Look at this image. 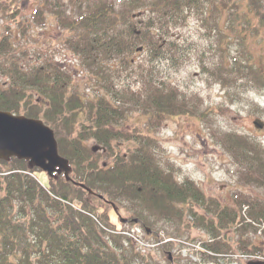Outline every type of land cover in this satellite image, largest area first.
Returning <instances> with one entry per match:
<instances>
[{"label": "rangeland", "instance_id": "374dc122", "mask_svg": "<svg viewBox=\"0 0 264 264\" xmlns=\"http://www.w3.org/2000/svg\"><path fill=\"white\" fill-rule=\"evenodd\" d=\"M101 1H112L120 10L130 0H12L13 13L5 15L0 10V32L7 33L16 43V57H24L21 58L24 63L38 65L51 60L62 73L66 71L69 78L63 88L67 96L78 94L84 98V103H92L94 96L100 94L124 113L113 120V128L120 134L111 139V147L102 143L84 162L97 161L98 167L110 166L115 163L116 152L128 156L135 147L149 145L164 175L170 174L176 183L192 180L206 201L200 203L192 196L183 202L175 201L181 213L166 216L131 196L122 195L113 200L99 198V192L94 191L92 193L99 197H89L90 207H96L107 224L100 226L114 234L126 233L144 252L150 251L151 256L144 264H247L250 259H264V218L254 221L255 229L246 226L244 230L234 224L223 226L216 239L228 243L224 253L214 252L207 246L214 241L213 232L218 228L213 231L214 226L198 221L204 211L209 212L206 213L208 220H219L216 202L230 210L241 211L246 220H250L248 203L257 199L264 203V185L247 180V166L238 161L222 135L233 130L264 144V125L258 127L254 122L255 119L264 122V88L250 80L232 88L226 86L229 82L224 84L220 80L226 73L223 65H230L236 56L242 64L250 59L253 64L257 63L258 57L264 56V41L252 32L246 33L244 39L237 37L235 30L226 25L228 13L214 5L211 9L205 1L200 12L188 11L181 22L168 27L167 38L176 42L174 50L178 62L169 55L159 56L146 48V44L139 43L143 48L137 50V46L128 50L124 54L126 59L99 55L93 63H88L86 55L77 50L74 43L82 29L72 28L62 21L80 17ZM85 39L82 37L77 43L82 45ZM7 80L0 72V82ZM163 83L168 89H177L185 109L158 117L152 114L154 109L147 111L142 102L150 85L162 86ZM30 91L34 93L32 100L42 104L40 117H48L51 99L36 89ZM77 112L72 124L74 136L78 135L82 124H94L90 108ZM53 118L50 125L59 142V133L67 137V131L61 115ZM83 141L88 148L99 145L95 135ZM33 175L45 185L50 183L49 175L40 167ZM71 195L78 204L81 199L75 191ZM242 198L249 202L241 205ZM207 203L215 208L205 207ZM135 216L140 217L143 224L138 222L140 220L132 221ZM241 238L251 242L250 251L240 247ZM255 243L258 246L255 247Z\"/></svg>", "mask_w": 264, "mask_h": 264}, {"label": "trees", "instance_id": "16d2710c", "mask_svg": "<svg viewBox=\"0 0 264 264\" xmlns=\"http://www.w3.org/2000/svg\"><path fill=\"white\" fill-rule=\"evenodd\" d=\"M141 1L130 0L120 10L112 1H101L85 10L80 17H69L62 22L72 28L82 29L78 37H86L84 43L78 44L79 39L74 40V43L77 44L76 49L86 55L88 63H93L99 55L111 58L124 56L139 43L146 44V48H151L159 56L169 55L178 62L174 50L176 42L167 38L168 27L171 23L181 22L188 11L196 9L200 12L205 1L211 9L214 5L228 13L226 25L235 30L237 37L244 39L246 33L252 32L264 41V0ZM11 2L0 0L3 14L14 12ZM17 48L7 33L0 32V72L8 79L0 82V109L35 116L49 125L53 116L61 115L67 137L59 133L58 149L70 163L68 174L71 178L68 179L63 171L54 175L47 173L50 183L45 185L33 175L39 167L31 165L29 159L17 155L0 158V264H144L151 256L150 251L144 252V248L137 246L126 233L114 234L100 226L102 223L107 224L96 212V207H90L89 199L99 195L78 182L113 200L122 195L139 199L145 206L153 207L166 216L169 213H181L175 206V200L185 201L192 196L195 201L205 202L203 192L190 179L176 183L171 180L170 174L164 175L149 145L135 147L128 156L116 152L115 163L110 166L98 167L97 161L84 162L93 150L84 144L83 139L95 135L99 145L103 143L111 147V139L120 134L113 128V120L119 116L121 118L124 113L100 94L94 96L92 103H84V98L78 94L67 96L63 88L69 78L66 71L62 73L59 66L52 65L54 62L51 60L38 65L24 63V57H16ZM258 58L255 64L251 59L242 64L237 56L234 57L230 65H223L226 73L220 80L224 84L229 82L226 86L232 88L248 80L264 88V56ZM122 59H126L125 56ZM163 84L150 85L147 89L142 102L146 110L154 109L152 114L158 117L184 110L185 104L180 100L177 89H168ZM30 89L38 90L39 94L45 93L51 99L48 117H40L42 104L32 100L34 93ZM87 107L93 112L94 127L92 124H82L78 135L74 136L72 124L77 111ZM67 110L70 112L67 113ZM222 135L238 161L247 166V180L253 179L263 186L264 144L252 136L233 130ZM72 191L81 199L78 204L74 202L76 198L71 195ZM247 200L242 198L240 204L249 202ZM258 201L248 203L247 215L250 220H246L241 211L234 208L230 210L219 202L215 205L218 222L206 218L209 212L200 214V224L214 226L211 228L213 231L218 228L213 232L214 241L207 244L208 248L218 253L228 250V243L216 239L223 226L234 224L241 225L243 229L246 226L255 229L254 221L264 218V203ZM215 206L209 203L205 205L210 209ZM239 242L241 248L250 251V241L241 238ZM254 246H258L257 243Z\"/></svg>", "mask_w": 264, "mask_h": 264}, {"label": "water", "instance_id": "95a60500", "mask_svg": "<svg viewBox=\"0 0 264 264\" xmlns=\"http://www.w3.org/2000/svg\"><path fill=\"white\" fill-rule=\"evenodd\" d=\"M139 45L137 50L142 49ZM258 127L264 125L259 119L254 120ZM100 145H93L95 151ZM17 155L20 158H28L31 165H37L49 174L55 170H63L66 177L71 178L68 160L58 152V142L55 131L42 119L30 117L26 114H17L13 111L0 109V158H10ZM90 192L94 190L83 182H78ZM103 194H100L102 197ZM114 208L117 210L116 205ZM125 220L124 218H122ZM135 216L132 221H138ZM147 231L150 228L147 227ZM248 264H264V259L256 258L247 261Z\"/></svg>", "mask_w": 264, "mask_h": 264}, {"label": "flooded vegetation", "instance_id": "af4514ba", "mask_svg": "<svg viewBox=\"0 0 264 264\" xmlns=\"http://www.w3.org/2000/svg\"><path fill=\"white\" fill-rule=\"evenodd\" d=\"M60 171H61V170L58 169V170H55L54 172H55V173H58V172H60ZM175 201H176V200H175ZM175 201H174V202H175ZM179 201H182V202H183V200H179ZM138 222H140V223L143 224V221H142L141 219H140V221H138Z\"/></svg>", "mask_w": 264, "mask_h": 264}]
</instances>
